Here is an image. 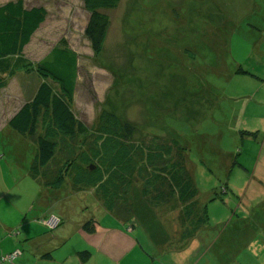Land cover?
Returning a JSON list of instances; mask_svg holds the SVG:
<instances>
[{"label": "rangeland", "instance_id": "374dc122", "mask_svg": "<svg viewBox=\"0 0 264 264\" xmlns=\"http://www.w3.org/2000/svg\"><path fill=\"white\" fill-rule=\"evenodd\" d=\"M8 1L16 0H0V5ZM24 1L28 8L44 6L48 15L24 49L26 65L14 62L12 72L3 75L7 85L0 90V264L51 262L42 255L59 245L58 236L94 218L100 221L94 235L82 231L67 241L71 246L94 236L88 242L91 250L113 229L111 213L136 222L139 199L153 208L158 220L161 216L168 224L169 219L180 221L184 204L168 191L160 197L157 180L153 185L145 183L159 164H151L148 155L155 136L163 140V146L176 141L186 148L198 189L199 203L193 209L199 213L200 204L208 209V224L199 230L201 240L208 242L223 233L231 242L235 229L243 230L241 215L261 207L254 202L244 211L240 198L246 191L249 196L254 194V187L259 198H264L260 185L264 182V0H121L116 8L105 11L110 24L98 53L86 36L90 13L83 0ZM62 42L78 53L72 109L92 135L66 143L61 137L56 155L47 170H41L39 179L30 174L37 152L35 141L16 132L8 122L31 100L42 79H48L37 72L36 63ZM238 63L258 77L236 74ZM46 81L57 88L53 81ZM245 103H253L247 114ZM252 109L256 112L250 117ZM106 112L135 126L126 144L130 148L140 144L145 154L140 155V162V156L133 157L135 171L124 175L123 189L116 192L120 199L114 196L111 200V213L98 195L110 178L109 163L93 157L94 149L104 153L103 139L97 143L96 138L104 133ZM242 120L259 124L262 133L257 139H241ZM252 131L257 132L251 136L259 135L258 130ZM178 154L173 147L168 158L173 156L177 162L181 159ZM62 168L66 172L60 189L41 181L45 177L50 181ZM94 178H99L98 191L79 185ZM52 215L61 220L55 227L46 223ZM126 223L114 228L132 235L130 223ZM121 233H112L109 243L116 247L126 242ZM215 243L202 264L221 263V243ZM259 246L261 250L262 244ZM59 250L60 246L54 253ZM14 251L21 255L14 261L5 259Z\"/></svg>", "mask_w": 264, "mask_h": 264}, {"label": "trees", "instance_id": "16d2710c", "mask_svg": "<svg viewBox=\"0 0 264 264\" xmlns=\"http://www.w3.org/2000/svg\"><path fill=\"white\" fill-rule=\"evenodd\" d=\"M120 1L83 0L85 8L90 13L86 36L90 40L95 53L102 50L110 24V18L105 11L116 8ZM47 15L48 10L44 6L28 8L24 0L8 1L0 5V90L7 85L3 75L13 69L14 62L18 61V63L26 65L23 58L24 49L41 24L47 19ZM36 70L41 76L48 77L46 80L56 83L57 88L53 83L42 79L31 100L17 111L8 124L16 132L35 141L37 152L30 174L40 179L39 173L42 172L43 168L45 171L49 167L50 161L59 149L61 137L66 143L70 139L79 140L81 138L84 140L83 138L92 134H90L86 125L77 119L72 109V101L78 80V53L66 42L57 44L46 57L36 63ZM241 71L245 72L246 70ZM103 119L102 128L104 133L102 132L103 135L96 138V142L100 143V139H103L104 153L101 154V150L94 149L93 157H100L103 163H109L107 171L110 178L103 185L105 189L101 188L99 191L97 182L100 177L82 181L84 184L79 185L81 187L83 185L96 187L95 191H98L99 197L104 200L106 209L113 211L112 201L114 196L120 199L116 192L123 189L122 180L124 175L128 172L132 174L135 171L131 163L133 157L136 160V157L145 154H143L144 147L140 144H136L131 148L126 144L127 139L135 131L133 124L120 119L111 112H106ZM151 140L155 142V146L154 148L148 147L149 160L153 165L157 161L159 164L155 165L153 172H149V176L145 178V183L153 185L157 180L158 188L156 191L160 197H165V192L168 191L169 195L184 204V214L180 219L183 225V236L185 239L193 237L208 224L209 218L207 205L200 204L199 213L193 209L195 205L198 206L197 201L199 203L197 199L198 189L193 178L189 156L185 152L186 148L180 146L176 141L171 142L170 145L168 144V147L163 146L158 136L151 138ZM172 146L176 147L180 153L178 154V156H181L179 162H176L173 156L168 158V154L172 153ZM141 156L138 162L142 161ZM235 161L237 162V159ZM92 166L95 167V165H90V168L94 169ZM97 169L98 167L94 171L95 173H97ZM64 171L66 172V169L62 168L59 173L56 172V175L50 176V181L46 177L44 178L46 180L41 181L49 186L60 188ZM44 181H47V183ZM159 187L162 190L159 191ZM143 191L146 196L147 190L144 187ZM118 194L120 193L118 192ZM113 213L118 215L115 212ZM93 223V219L87 221L84 224V229L93 232L95 230ZM47 256L51 257V254L48 253ZM79 256L81 259H87L90 252L87 250L80 251Z\"/></svg>", "mask_w": 264, "mask_h": 264}, {"label": "crops", "instance_id": "0c3cea01", "mask_svg": "<svg viewBox=\"0 0 264 264\" xmlns=\"http://www.w3.org/2000/svg\"><path fill=\"white\" fill-rule=\"evenodd\" d=\"M241 70H246L247 72H242ZM248 71L249 70L245 69L244 65L240 63L235 73L241 75H244L245 73L246 75L258 77L254 73H248ZM236 97L237 96L234 98ZM253 100L254 99H252V101ZM250 104L253 103L246 105L245 114L249 113L248 110L250 108ZM263 104L264 103H262V105ZM255 112L256 111L252 109L250 111V117H252ZM258 115L259 113H256V116ZM244 122L245 121L242 120V123H240V128H242L239 130L241 139L243 140L245 138V140L248 139V141L255 140L253 138L257 139L262 133L259 124L252 121ZM252 130H258L259 135L257 134L256 137L251 136V132H257ZM263 137L264 135L261 138ZM225 154L227 155V153ZM236 163L240 164L238 160ZM241 166L244 167L243 165ZM261 171L263 172L264 169L261 168ZM260 185L263 189L264 195V182H261ZM252 191L254 194L251 196H249L246 191L240 198V208H243L244 211L249 210V205L252 206L254 202H257L259 206L261 205V207L260 209L258 207L252 208V212H250V214L245 213L241 215L242 217L240 216L243 230H240V227L236 228L235 234L231 238V242L227 241L223 233L219 234L217 239L213 240V237H211L210 241L208 242L205 240L202 241V235L199 234V231L193 237L185 239L183 236V227L181 221L178 219H169V221L172 222H169L168 224L167 220L161 218L160 215V219L158 220L156 216L157 214L153 213L151 210L153 208L149 204L144 203L142 199H139L140 202L137 203L138 214L137 218L135 217L136 222H133L130 219L131 217H120L119 215H115L106 209L107 212L111 213L115 218H113L115 222L110 223V225L113 226V229H111V232L107 233L103 237L99 245L93 244L94 248L91 250L88 249L90 248L88 242L94 237L91 236L89 239L85 237L84 241L67 246V241L73 234L83 231V234L88 232V234L94 235V233L98 231L100 221L98 219L95 220L92 218L94 221L93 226L95 228L93 232L84 229L85 223L79 224V228H75V231L65 230L64 234L62 235L63 237L58 236L60 240L58 243L59 245L55 246V249L57 247L59 248L60 246V250L54 253V248L47 249V251H45V253L42 255V258L43 260H48L51 262H44L43 264H93L92 262H94V264H123V262H125L124 264H202L204 259H206L211 251L215 249V242L217 240H219L221 243L219 255L223 256L220 264H264V256L259 255L260 251L261 253L264 252V198H259L260 193L256 187L252 188ZM45 195L48 196L49 194L46 193ZM242 205H244V207ZM120 222L123 224H127L126 222L130 223L128 230L129 233L133 232L132 235L125 234L124 232V234H122V230L114 228L116 224H121ZM112 233L113 236H115L114 233H121L127 238V241L121 242L120 244L116 245V247L111 245L108 240ZM139 236H144L146 240L141 239ZM261 244L262 249L260 250L258 246ZM126 249H128V251H125ZM86 250L90 252V256L87 259H81L79 252ZM11 251L12 250L9 252ZM58 252L59 255H57ZM48 253L51 254V257L47 256ZM95 253L96 256L94 257L93 254ZM208 264H210V261H208Z\"/></svg>", "mask_w": 264, "mask_h": 264}, {"label": "built area", "instance_id": "2783aa9c", "mask_svg": "<svg viewBox=\"0 0 264 264\" xmlns=\"http://www.w3.org/2000/svg\"><path fill=\"white\" fill-rule=\"evenodd\" d=\"M59 222H60L59 218L52 216L46 223L51 225L52 227H55L59 224ZM19 255H21V251H14L13 253H10L8 256H6L5 259L14 261Z\"/></svg>", "mask_w": 264, "mask_h": 264}, {"label": "clouds", "instance_id": "9594fccd", "mask_svg": "<svg viewBox=\"0 0 264 264\" xmlns=\"http://www.w3.org/2000/svg\"><path fill=\"white\" fill-rule=\"evenodd\" d=\"M55 217H56V216H55ZM57 218H58V217H57ZM59 220H60V219H59ZM60 221H61V220H60ZM59 224H60V223H59ZM59 224H58V225H59Z\"/></svg>", "mask_w": 264, "mask_h": 264}, {"label": "water", "instance_id": "95a60500", "mask_svg": "<svg viewBox=\"0 0 264 264\" xmlns=\"http://www.w3.org/2000/svg\"><path fill=\"white\" fill-rule=\"evenodd\" d=\"M92 168H94V166H92Z\"/></svg>", "mask_w": 264, "mask_h": 264}]
</instances>
